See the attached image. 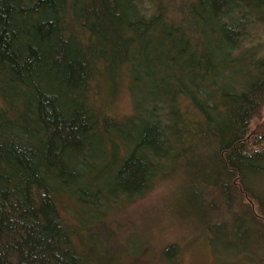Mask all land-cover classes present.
<instances>
[{
    "label": "trees",
    "instance_id": "16d2710c",
    "mask_svg": "<svg viewBox=\"0 0 264 264\" xmlns=\"http://www.w3.org/2000/svg\"><path fill=\"white\" fill-rule=\"evenodd\" d=\"M263 105L264 0H0V264H179L175 243L158 263L141 236L136 254L97 246L173 176L214 264H247L264 249Z\"/></svg>",
    "mask_w": 264,
    "mask_h": 264
},
{
    "label": "rangeland",
    "instance_id": "374dc122",
    "mask_svg": "<svg viewBox=\"0 0 264 264\" xmlns=\"http://www.w3.org/2000/svg\"><path fill=\"white\" fill-rule=\"evenodd\" d=\"M136 97V102L143 104L146 94L138 89ZM112 108L111 113L117 116H127L134 112L133 98L126 87L113 98ZM140 110L148 112V108L144 105ZM252 127L253 133H264V105ZM130 135H133L132 131L129 133ZM178 180L179 176H173L157 181L155 186L143 196L126 207L115 210L111 220L118 232L116 234L118 240L113 235L111 240L101 239L97 246L102 243L100 246L102 252L107 250V243H109L114 249L113 254H136L138 251H142L137 247L140 242L137 240V236H141L143 242L148 245L146 257H149L154 263L160 261L161 255L164 254L169 243H175L180 250L179 253H176L179 254V264H214L215 257L211 245L199 225V216L202 217L204 212L192 203L191 193L186 187L185 189L181 188ZM236 194L238 193L236 192ZM234 199L235 203L240 201L242 206L250 202L254 205L255 210L258 207L254 199L248 200L245 195L239 197L238 200L235 196ZM258 211H260L259 207ZM258 211L256 210L257 214H259ZM262 221H264V217ZM106 254H110V251ZM169 254H175V252L170 250ZM10 255L12 258L16 256L15 254ZM220 255L221 260L216 261L217 264L227 261L229 254ZM243 258L245 259L246 255ZM246 262L247 264H264V249L255 254H249Z\"/></svg>",
    "mask_w": 264,
    "mask_h": 264
}]
</instances>
